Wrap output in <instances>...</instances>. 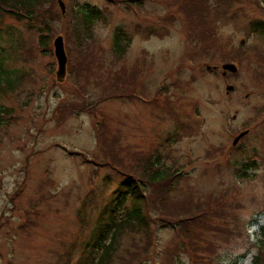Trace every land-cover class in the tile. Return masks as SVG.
<instances>
[{
  "label": "rangeland",
  "instance_id": "obj_1",
  "mask_svg": "<svg viewBox=\"0 0 264 264\" xmlns=\"http://www.w3.org/2000/svg\"><path fill=\"white\" fill-rule=\"evenodd\" d=\"M77 1L102 10L104 18L93 26L94 42L83 46L89 48L85 54L96 55L85 71L70 17ZM61 2L64 14L57 0L36 5L28 21L0 14V48L9 56L5 67L21 77L13 91L0 93V106L13 116L0 128V264L84 261V242L122 172L133 173L147 162L168 174L178 169L163 186L171 189L168 214L206 200L212 212L208 227L222 228L227 237L205 231L200 241H183L170 227L155 226L142 253L149 240L126 231L111 264H209L222 259V252L225 258L246 252L244 232L247 240L264 234V41L253 33L264 23L263 2L235 0L223 9L214 42L221 46L194 42L191 9L186 14L180 8L196 12L198 0H145L143 9L103 0ZM45 22L52 33L43 49ZM117 28L132 37L120 60L110 50ZM57 36L67 59L63 79L56 78ZM207 49L214 58L200 55ZM239 49L241 67L225 57ZM232 63L237 72L223 76L222 67ZM124 71H137L132 98L92 105ZM68 104L76 107L74 113L59 117ZM98 132L113 142L109 148ZM110 149L116 159L105 158ZM245 156L257 163L248 171L253 177L237 179L234 163Z\"/></svg>",
  "mask_w": 264,
  "mask_h": 264
},
{
  "label": "trees",
  "instance_id": "obj_2",
  "mask_svg": "<svg viewBox=\"0 0 264 264\" xmlns=\"http://www.w3.org/2000/svg\"><path fill=\"white\" fill-rule=\"evenodd\" d=\"M42 1L43 0H0V14L3 13V15H7L16 21H28L35 16L34 8ZM103 1L108 5L120 4L127 9H130V6L131 8L138 6L140 9H143V2L145 0ZM234 1L235 0H198L199 4L196 6V12L192 6L183 5L180 8V10L186 14H189L188 11L191 9L190 23L192 28L195 29L198 34V36L194 35V42L198 41L204 44V39L206 41L209 40V44L221 46L220 42L214 43L219 31L218 17L221 12H223V9L229 7ZM261 1L264 4V0ZM70 17L71 23L73 22V35L80 44H78L80 48L78 50L79 58H77V60L83 62V71L86 69L89 70L90 67L88 66V63H93L96 55L95 53L92 55L85 54L83 49L89 48L83 46L88 42H94L95 36L93 26L95 23L104 20L103 11L89 6L86 3L81 4L78 2L74 9H70ZM46 24L48 23L45 22L43 25L45 26ZM256 25L257 26L253 29L254 36L264 41V23H258ZM51 33L52 31L48 25L45 26L44 31L40 32L39 46L41 48L46 49L48 47ZM202 36L204 38H202ZM246 37L248 38L249 36ZM131 40L132 37L122 29L117 28L113 31L110 50L115 59L120 60L124 58L130 47ZM3 50V48H0V93H8V91L10 92L15 89L21 77L17 70L5 67V63L9 56L8 54L3 56L2 54H5V51ZM239 50L238 55L225 57L226 60L230 62L236 60L238 62L237 64L241 67V59H244V56L241 53V49ZM200 55L210 58L215 57L214 52H210V49H207L206 52L201 51ZM73 67H75V63L73 64ZM132 72L134 75H132ZM132 72H120L123 74L121 76H124V78L120 77V79H113L112 82L109 83L110 85L104 89L99 100H96L92 105L101 104L108 99H113V97L118 98L123 95L132 98L131 94H134L135 83L132 84L134 87L132 89L133 92L129 93V90L132 81L137 78V71ZM115 74H117V72ZM115 74L113 75V78L115 77ZM261 74L262 73H260V75ZM75 108L76 107L73 104H68L60 110L59 117L62 118L67 114H73ZM81 108H86V106H81ZM12 119V110L0 106V128L6 126ZM97 134H99V138L103 140L102 144L107 148L112 145L113 142L110 139L106 140L103 138V132H98ZM110 151L111 152L107 154L105 158L116 159L113 150L110 149ZM245 157L243 163L236 161L234 163L236 165L233 166V169L235 167L237 179L246 180L253 177L248 171L255 168L257 163L255 161L251 162L247 156ZM252 158H255V156H252ZM250 162L251 164H249ZM156 164L158 163L156 162ZM172 170V174H168L167 168L164 169L157 167L154 169L152 164L147 162L143 165L138 164L137 166H134L132 169L133 173L122 172V176H124L123 180L118 183V187L110 195L109 203L105 205L103 210L99 213L89 237L84 242L82 251H85V259L84 261H78L76 264H111L114 255H116L118 250L119 239L126 231L140 232L146 240H149L144 248L141 249L142 253L147 252L153 240V227L155 226H161L163 228L170 227L172 231H176L175 233H177L183 241H200L201 234L205 231L213 232L214 234L219 235L220 238H226L227 234L223 232L222 228L217 226L208 227V218L211 219L212 212H207V210L210 209V205L206 204V200L203 203H193L192 206L182 208L180 211L177 210L173 216L166 212L165 200L168 198L171 189L163 190V186L165 187L164 182L166 181H169L170 184L174 181V170L178 169ZM260 229L262 232L264 225L261 226ZM195 237H200V239L195 240ZM243 244L246 252L240 253L236 251L237 253L235 252V254H232L227 258H225V252H222V259H219L217 263H214V260L216 259V257H214L213 262L211 261L209 264H243V260L247 257L251 258V264H264L263 233L262 235H259L258 240L255 239L254 241H250L247 240V233L244 232Z\"/></svg>",
  "mask_w": 264,
  "mask_h": 264
},
{
  "label": "water",
  "instance_id": "obj_3",
  "mask_svg": "<svg viewBox=\"0 0 264 264\" xmlns=\"http://www.w3.org/2000/svg\"><path fill=\"white\" fill-rule=\"evenodd\" d=\"M57 4L60 7L61 13L64 14L65 12V6L64 4L61 2V0H57ZM53 48H54V56L56 58L57 61V66H58V70L56 72V78L57 79H63L65 74H66V55H65V51H64V46H63V39L61 36H57L54 41H53ZM222 69L224 71L227 72H231V73H235L236 69L232 64H228L222 67ZM226 89L228 90H232L233 88L231 86H227ZM243 136V134H241L239 137H237L233 144H236V142L239 140V138Z\"/></svg>",
  "mask_w": 264,
  "mask_h": 264
}]
</instances>
